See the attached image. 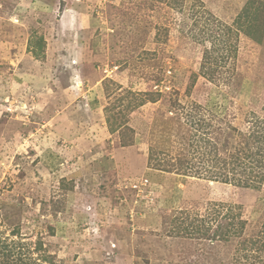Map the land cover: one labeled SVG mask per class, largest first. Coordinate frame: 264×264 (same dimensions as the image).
I'll list each match as a JSON object with an SVG mask.
<instances>
[{
    "label": "rangeland",
    "instance_id": "obj_1",
    "mask_svg": "<svg viewBox=\"0 0 264 264\" xmlns=\"http://www.w3.org/2000/svg\"><path fill=\"white\" fill-rule=\"evenodd\" d=\"M241 133L264 153V0H0L15 258L264 264V173L233 167Z\"/></svg>",
    "mask_w": 264,
    "mask_h": 264
},
{
    "label": "trees",
    "instance_id": "obj_2",
    "mask_svg": "<svg viewBox=\"0 0 264 264\" xmlns=\"http://www.w3.org/2000/svg\"><path fill=\"white\" fill-rule=\"evenodd\" d=\"M241 18H244V21ZM249 20H251V14L246 8L245 12L243 14H241V16L237 19L236 24L238 25L239 28L240 27L241 28L244 27L245 24H247V27H248ZM227 28H228V31H230V33H233V34L236 33V31H235L236 29L237 30L239 29V28L234 29V25L233 26H229ZM247 31H248V33H250L248 29H247ZM155 101H157V99L154 100L153 102H155ZM171 117H172L171 119H172L173 122H177V120L180 121V118H181L180 116H177V114H174V113H173V115ZM181 124H183V123L181 122ZM229 127L234 132H238L239 133L237 128L235 126H233L232 124H231V126L229 125ZM216 131L218 133L222 132V130H216ZM194 136L195 135H192V139H193ZM241 137H243V138L238 143L241 146L237 147V149H234L233 151L230 152V155H231V157L233 159V165H234L233 167L237 168L238 166L242 167V166L246 165V167H247L246 169L249 168L248 171H250V172L252 171L253 172L254 171V166H257V164L260 163L261 169H260L259 173H261V171H263L262 173H264V153H262L260 151L259 152L258 151H255V152L253 151V149L256 146L255 143H259L260 137L259 136H255V134H253V133H250V134L241 133ZM202 139H205V138H202ZM194 140H196L195 144L198 145L199 139L195 138ZM191 145H194V144H191ZM195 146H194V148L189 147L190 150H192V152H193L192 153V157L194 156V154L197 155L195 151H198V153H199V149H197ZM188 165H190V168L193 167L192 162H191V164H188ZM225 165L226 164H224V166ZM224 169H225V167H224ZM254 174H257L256 170H255ZM214 177H218V176H216L214 174ZM214 177H213V180L216 179ZM226 177H227V175H225V174L222 176V179L224 180V182H228V181L225 180ZM242 186H245V184L242 183ZM234 237H236V236L234 235ZM263 247H264V243H263ZM14 254L16 255V252H15V249L13 248V246H10V244L6 242V239H2L0 237V264H32V263H30L29 260H27V261L23 260L22 257H20L18 259L15 258ZM45 259L48 260V258H46V257H45Z\"/></svg>",
    "mask_w": 264,
    "mask_h": 264
},
{
    "label": "bare ground",
    "instance_id": "obj_3",
    "mask_svg": "<svg viewBox=\"0 0 264 264\" xmlns=\"http://www.w3.org/2000/svg\"><path fill=\"white\" fill-rule=\"evenodd\" d=\"M76 63V62H75ZM79 84V83H78Z\"/></svg>",
    "mask_w": 264,
    "mask_h": 264
}]
</instances>
